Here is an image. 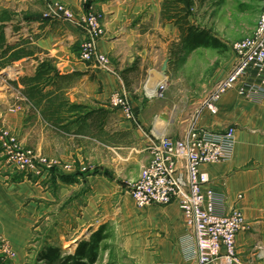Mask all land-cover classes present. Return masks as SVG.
I'll return each instance as SVG.
<instances>
[{
    "label": "crops",
    "instance_id": "obj_1",
    "mask_svg": "<svg viewBox=\"0 0 264 264\" xmlns=\"http://www.w3.org/2000/svg\"><path fill=\"white\" fill-rule=\"evenodd\" d=\"M18 1H27L33 6L38 1L47 8L54 0ZM57 1L70 6L75 14L83 12L79 0ZM162 3L163 0L94 1L95 8L104 14L105 35L98 47L110 58L107 70L80 59L78 50L87 37L81 27L64 18H46L45 9L29 17L19 15L0 20L7 44L29 41L27 45L32 49L41 50L33 57H22L2 69L10 72L6 80L0 79V121L12 128L27 146L38 149L51 160L69 164L65 169L57 163L43 176H28L8 164L0 143V202L14 211L25 195L40 196L46 200L41 204L47 206L48 212L77 214L75 225L70 227L76 233L84 227H92L94 224L89 221L96 218L98 211L112 209L109 200L122 193V182H127L129 187L139 177L142 166L150 158L147 146L155 137L168 134L180 138L195 124L215 131L234 126L237 136L234 156L224 162L205 164L203 169L211 180L209 186L227 195L228 207L242 209L248 222L247 229L237 236L242 264H264V94L247 98L232 90L218 102L217 113L203 108L209 96L207 79L202 85L192 86L189 74L178 70L174 62L183 61L205 48L193 51L187 48L180 27L163 19ZM8 7L6 4L0 12L8 11ZM219 41L224 46L227 44L223 39ZM43 53L56 60V68L62 75H71L67 79L78 78L67 92L57 89L58 84L53 82L44 89L45 93L63 94L64 97H54L61 102L84 105L79 110L65 108L57 113L63 119L59 122L44 110L46 101L35 107L24 93L26 85L22 79L35 75L38 57L43 59ZM165 61L168 68L164 77ZM235 61L234 51L233 64ZM136 71H141V76L134 80L132 74ZM165 78L167 84L159 90L168 89L167 95L170 96V92L172 95L166 105H160L159 99L150 98L146 91L151 94L158 90ZM114 92H123L129 97L135 120L128 118L124 110L111 106L110 95ZM97 109L102 110L104 119L95 124L88 115ZM91 145L106 148L108 153L127 148L129 154L122 160L129 162L131 171H106L100 164L94 166L86 162L89 156H95L92 149L90 153L87 151ZM60 174L73 175L76 179L64 182ZM170 207L172 211L178 210L176 203H171ZM175 215V230L173 227L169 230L163 223L164 238L172 235L173 239L166 240L165 252L160 250L158 254L161 260L193 264L194 261L182 253V241L185 233L188 234L182 212L181 216L178 211ZM107 221H99L92 232H97ZM153 259L154 256H150L151 264L155 262Z\"/></svg>",
    "mask_w": 264,
    "mask_h": 264
},
{
    "label": "built area",
    "instance_id": "obj_2",
    "mask_svg": "<svg viewBox=\"0 0 264 264\" xmlns=\"http://www.w3.org/2000/svg\"><path fill=\"white\" fill-rule=\"evenodd\" d=\"M83 5L82 20L63 4L48 6L45 17L66 19L85 26L89 40L82 47V60L96 62L99 68L109 69L110 59L96 50L103 35V15L95 10V0H79ZM259 22L250 36L236 41L234 67L220 81L203 103V108L217 113L218 102L228 91L252 98L264 94V0ZM162 90H156L159 92ZM112 104L135 120L129 97L112 93ZM0 143L7 157L19 171L29 174L50 172L58 165L46 158L34 157L30 150L16 143L15 138L0 128ZM237 143L236 128L224 131L209 130L191 125L180 138L158 135L147 146L149 161L142 166L139 177L129 184V192L140 208L147 205L177 203L189 233L182 241V253L193 264H242L237 251L238 234L247 229L248 222L240 208L228 207V197L209 186L208 173L203 165L224 162L234 156ZM262 256V253H258ZM158 264H176L160 260Z\"/></svg>",
    "mask_w": 264,
    "mask_h": 264
},
{
    "label": "rangeland",
    "instance_id": "obj_3",
    "mask_svg": "<svg viewBox=\"0 0 264 264\" xmlns=\"http://www.w3.org/2000/svg\"><path fill=\"white\" fill-rule=\"evenodd\" d=\"M55 2L61 3L60 1L54 0L51 2V5ZM6 4H9L7 12L11 17H17L19 15L29 17L45 9L43 12L44 15L48 10V7H42L38 1L33 6L32 3L28 5L27 1L23 3L18 0H0V9ZM61 4L73 13L76 20H82L85 11L81 2L80 6L83 11L81 14H75L70 6L64 3ZM193 7L195 9L192 17L194 22L202 27L208 28L213 35H216L219 39H223L227 44L222 49L205 48L204 50L193 52L187 59L174 63H177V68L182 73L189 74V78L192 80V86H195L196 83L202 85L204 79H207V90L211 94L215 86L226 77L235 65L232 62L234 58V43L250 36L259 22V16L263 10L262 0H196V4ZM95 10L97 9L95 8ZM97 11L103 15L101 21L103 24L104 14L99 10ZM1 14L2 12H0ZM70 22L87 32L85 26H80L73 21ZM103 25V35L98 38L96 43V50L100 54H104L100 52L98 47L99 41L105 35V24ZM88 38L89 36L87 35L78 50L81 60L82 47L89 40ZM42 56L43 59L46 58L44 53ZM84 62L89 64L93 63L98 66L93 61ZM8 72L10 71L0 70V76L2 77L0 79L6 80ZM132 76L134 80L138 79L141 76V71H136ZM76 79L78 78L62 81L63 91L67 92L69 88L76 85ZM167 93H169L168 89L151 94L150 91H146V95L150 98H158L160 105H166L168 103V97H171L172 93L170 92V96ZM110 96L111 106L121 109L112 104V94ZM0 128L9 131L15 138L16 143L30 150L37 159L39 157L46 158L49 162L54 161L63 165L65 169L69 168V164L66 165L61 160H51L38 149L27 146L25 142L21 141L17 133L2 121H0ZM90 149H92L93 155L95 156H89L85 160L86 162L94 166L100 164L106 171L112 170L116 172L117 170L120 173H128L131 171L132 168L130 164L128 165L129 162L126 163V161L122 160L124 156L129 154L127 148H124V150L116 149V153H108L106 148L100 146L94 147L91 145V147L87 148L89 153L91 151ZM8 164L16 168L11 162ZM25 174L38 177L43 176L45 173L36 175L25 172ZM32 178L31 180L34 181ZM125 178H122V180H125ZM122 183L124 184V190L119 194V197H114L109 200L112 202V209L98 211L99 213L96 218L89 221V224H94V227H84L83 230L76 233L70 227L75 225L74 217L77 214L64 215L62 213L55 214L54 211L48 212L46 210L47 206L43 205L46 200L41 199L40 196L37 198L35 196L25 195L23 201L14 208V211L9 210V206L6 207L0 202V257L7 260L9 264H35L39 253L47 245H59L66 252H73L79 240L89 239L93 235L92 230L99 221L103 222L104 220H108L103 224L106 226L104 234H107V237L102 240L100 256L95 264H151L149 262L150 256H154L153 260L155 262L152 264H158L161 260L158 252L160 250L165 252V241L173 239L172 235L166 236V239L164 238V232H162V228L164 227L163 223L166 224L165 226L169 230L176 226L174 219L177 215H175V212L177 214L178 211V216H181L179 206L176 203L178 206L177 211H172L170 207L171 203L169 205L155 204L138 208L135 205L133 197L130 195L128 183ZM5 208L10 212L8 210L6 211ZM184 224L189 233V228L185 221ZM99 228H101V225Z\"/></svg>",
    "mask_w": 264,
    "mask_h": 264
},
{
    "label": "trees",
    "instance_id": "obj_4",
    "mask_svg": "<svg viewBox=\"0 0 264 264\" xmlns=\"http://www.w3.org/2000/svg\"><path fill=\"white\" fill-rule=\"evenodd\" d=\"M194 4L195 0H163L162 17L180 27L181 35L189 50L193 51V49L198 47L221 49L224 45L216 35H213L208 28L202 27L192 21ZM8 18H11V16L4 10L0 15V20ZM28 42L25 41L19 45L7 44L5 42L3 25H0V70L6 68L7 65L12 64L14 61L20 60L22 57H33L37 51H41L37 48L32 49L27 45ZM38 60L39 64L35 75L22 79L26 85L24 93L28 99H31L33 105L35 107L40 106L46 101L44 103V110L52 113L53 120L57 122L63 120L57 113H60L65 108L72 111L83 108L84 105L64 103L59 101L60 98H54L64 97L63 94L54 95L53 91L44 92L45 87L50 82L58 84L57 89L62 88L61 82L71 75H62L56 68L55 59L50 56L43 60L38 57ZM101 111V109H97L94 110L93 114L88 115L93 123L98 124L103 122L104 116ZM60 178L64 182H74L76 179L73 175L69 174H60ZM105 228L106 226L102 225L89 239L79 241L78 246L73 252H66L59 245L45 246L39 253L35 264H95L100 256L102 240L107 237V234H104ZM0 264H9V262L0 257Z\"/></svg>",
    "mask_w": 264,
    "mask_h": 264
},
{
    "label": "bare ground",
    "instance_id": "obj_5",
    "mask_svg": "<svg viewBox=\"0 0 264 264\" xmlns=\"http://www.w3.org/2000/svg\"><path fill=\"white\" fill-rule=\"evenodd\" d=\"M166 84H167V80H166V78H165V81L162 82V83H160V84L158 85L157 89L159 90V89L164 88ZM154 92H156V90L152 91L151 93H154Z\"/></svg>",
    "mask_w": 264,
    "mask_h": 264
},
{
    "label": "water",
    "instance_id": "obj_6",
    "mask_svg": "<svg viewBox=\"0 0 264 264\" xmlns=\"http://www.w3.org/2000/svg\"><path fill=\"white\" fill-rule=\"evenodd\" d=\"M167 68H168V66H167V61H165L164 64H163V68H162V75H163L164 77H165V75H166Z\"/></svg>",
    "mask_w": 264,
    "mask_h": 264
}]
</instances>
